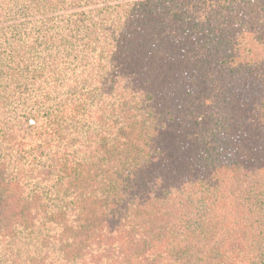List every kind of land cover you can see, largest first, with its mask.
Segmentation results:
<instances>
[{
  "label": "trees",
  "instance_id": "trees-1",
  "mask_svg": "<svg viewBox=\"0 0 264 264\" xmlns=\"http://www.w3.org/2000/svg\"><path fill=\"white\" fill-rule=\"evenodd\" d=\"M135 5L116 37L99 28L88 41L97 47L76 97L65 99L42 73L32 83L41 88L32 107L49 109L34 116L35 135L48 132L44 146L57 142L67 161L55 165L64 160L53 150L33 155L31 142L12 176L49 170L45 184L64 198L45 205L46 219L64 232L35 231L28 216L37 203H25L20 225L34 244L76 235L36 264H55L58 254V264H155V252L174 246L193 264H264V0ZM91 92H100L92 106ZM78 116L102 129L73 155ZM10 174L0 163V197Z\"/></svg>",
  "mask_w": 264,
  "mask_h": 264
},
{
  "label": "rangeland",
  "instance_id": "rangeland-1",
  "mask_svg": "<svg viewBox=\"0 0 264 264\" xmlns=\"http://www.w3.org/2000/svg\"><path fill=\"white\" fill-rule=\"evenodd\" d=\"M139 1L0 0V163L11 171L10 177L5 180L9 183V192L0 197L7 202L3 207L0 205V264H25V261L30 264L37 253H42L43 257L38 256L34 264L43 260L52 262L50 251H63L76 240L71 229L68 233L72 234L67 235L69 240L58 236L49 238L45 244H34L35 233L25 231L20 225L28 213V206L25 212V203H37L39 206H35L31 216H28L35 231L64 232L61 224L46 219L53 210L45 205H55L53 203L64 198L63 193L51 191L45 184L43 176L49 170L46 171L41 165L33 175L22 167L12 176L14 160L18 156L25 160V153L33 152L29 143L36 142L37 148L33 155L59 149L57 142H53L52 146H44L46 138L43 135L47 137L48 132L35 135L38 127L34 116L39 118L41 115H37L38 110L48 112L49 109L32 107L39 104L33 97L37 93L40 95L41 91L39 87L36 92L37 86L34 88L32 83L37 82L42 73L46 81L50 76L60 82L56 88L65 99L69 95L76 97L84 84L77 79L78 74L85 67L92 50L97 47V43L90 46L88 41L99 36V28L104 30L103 35L106 33L108 39H112V35L116 37L118 31L125 29L126 20ZM87 96L88 105L92 106L100 92H91ZM61 115L62 110L58 109L57 117L61 118ZM75 119L78 125L74 123V127H81V130L74 131L73 139H64H72L71 143H75L70 151L73 155L83 149V140L85 148H88L91 139L102 129V125L90 120L86 122L85 116ZM48 139L51 140L50 137ZM60 151L56 152V156L60 155L64 161H54L59 166L67 161ZM42 156L45 157L44 154ZM47 184L51 188L60 186L50 181ZM12 186L15 188L12 189ZM5 234H8L7 238ZM31 251L35 254H30ZM155 254V264H193L198 260H191L189 257L193 254L178 246L162 249ZM58 257L59 254L55 264H58ZM194 257L197 258L196 255ZM81 260L79 255L74 263H82Z\"/></svg>",
  "mask_w": 264,
  "mask_h": 264
}]
</instances>
